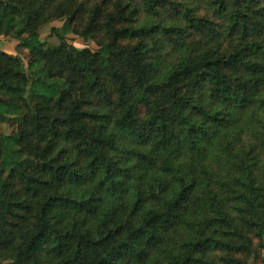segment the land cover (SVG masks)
Segmentation results:
<instances>
[{"label":"trees","instance_id":"16d2710c","mask_svg":"<svg viewBox=\"0 0 264 264\" xmlns=\"http://www.w3.org/2000/svg\"><path fill=\"white\" fill-rule=\"evenodd\" d=\"M0 36V264L260 260L264 0H0Z\"/></svg>","mask_w":264,"mask_h":264},{"label":"rangeland","instance_id":"374dc122","mask_svg":"<svg viewBox=\"0 0 264 264\" xmlns=\"http://www.w3.org/2000/svg\"><path fill=\"white\" fill-rule=\"evenodd\" d=\"M61 22L55 21L51 24L44 26L40 32L39 37L40 40L46 43H55V38L51 34V27H60ZM66 41L69 45H72L78 50L87 49L91 52H95L97 49V46L91 42V41H84L81 37H79L76 34H69L66 36ZM18 43L14 40H12L8 36H0V50L6 52L7 54H14V48ZM22 60L25 61L26 57L25 55H20ZM6 125V124H5ZM5 129L8 130L7 126H5ZM252 264H264V250L261 252V258L258 262H253Z\"/></svg>","mask_w":264,"mask_h":264}]
</instances>
